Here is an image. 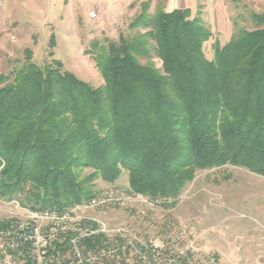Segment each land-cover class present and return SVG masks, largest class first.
Instances as JSON below:
<instances>
[{
  "label": "trees",
  "instance_id": "16d2710c",
  "mask_svg": "<svg viewBox=\"0 0 264 264\" xmlns=\"http://www.w3.org/2000/svg\"><path fill=\"white\" fill-rule=\"evenodd\" d=\"M253 20L256 30L217 44L210 60L202 18L152 16L145 3L131 25L144 33L95 46L99 87L28 52L23 68L0 77V198L65 213L124 171L136 194L165 203L198 171L232 165L264 177V16ZM73 237L50 251L75 248ZM80 242L88 252L110 245L103 234Z\"/></svg>",
  "mask_w": 264,
  "mask_h": 264
},
{
  "label": "rangeland",
  "instance_id": "374dc122",
  "mask_svg": "<svg viewBox=\"0 0 264 264\" xmlns=\"http://www.w3.org/2000/svg\"><path fill=\"white\" fill-rule=\"evenodd\" d=\"M145 3L152 16L190 9L193 18H202L213 34L205 44L210 60L217 44L229 43L241 31L256 30L253 16H264V0H0V77L23 68L31 52L38 66L59 60L78 79L103 85L93 61L95 46L144 33L131 25ZM153 61L161 67L154 56ZM95 190V198L65 213L33 211L19 199L0 198V222L9 223L0 227V264L86 261L98 252L80 246L86 237L77 230L80 219L97 220L94 229L110 243L105 250L115 252L93 264H264V177L245 168L226 165L198 171L167 203L136 194L127 171L114 184L97 181ZM94 200L106 204L87 207ZM67 214L71 219L58 218ZM68 233H74L73 240L83 236L71 241L75 248L50 251L49 245L64 244ZM132 241L141 254L126 247Z\"/></svg>",
  "mask_w": 264,
  "mask_h": 264
},
{
  "label": "built area",
  "instance_id": "2783aa9c",
  "mask_svg": "<svg viewBox=\"0 0 264 264\" xmlns=\"http://www.w3.org/2000/svg\"><path fill=\"white\" fill-rule=\"evenodd\" d=\"M95 15V14H94ZM97 201V200H96ZM95 200L94 201H92L91 202V204H89L87 207H96V208H99V207H102L103 205H105L106 204V201H99V202H96ZM77 207H81V206H77ZM83 207H85V206H83ZM55 214V213H54ZM71 214H67V215H61V216H58V218L59 219H64L65 221H67V220H69V219H71ZM80 221V223H79V225H78V228H77V230L78 231H84L85 232V236H94V235H98V233L100 232V231H96L94 228H96L97 226H96V224L95 223H98V221L97 220H93V219H84V221L85 222H82L81 223V221H82V219H80L79 220ZM82 225H84L85 227H83ZM102 231H107L106 229H104V230H102ZM118 233H120V232H118ZM81 237H83V236H81ZM81 237H79V238H76V239H74L73 240V242H77V241H79L80 239H81ZM125 239V238H124ZM26 241H28V238H26L25 239ZM133 242H135V241H132V242H129L127 245H126V247H128L129 249H131L135 254H141V251L138 249V247H137V243L135 242V244L133 243ZM74 243V244H75ZM126 247L124 246L122 249H126ZM12 248H14V245H12ZM119 251V250H118ZM95 253V252H94ZM115 254V252L114 251H106L105 249H102V250H100L96 255H90L89 256V258L86 260V261H83L84 263H86V262H88V263H94V262H96V261H105L106 259H108L109 257H111V255H114ZM79 258H81V254L80 253H78V255H77ZM82 261L80 262H78L77 261V264L78 263H83ZM76 263V262H75ZM74 263V264H75ZM87 264V263H86Z\"/></svg>",
  "mask_w": 264,
  "mask_h": 264
}]
</instances>
